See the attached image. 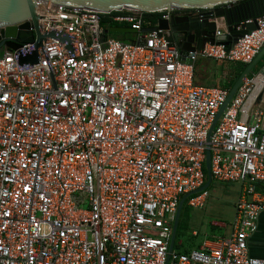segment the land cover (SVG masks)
I'll return each mask as SVG.
<instances>
[{"label": "built area", "instance_id": "2783aa9c", "mask_svg": "<svg viewBox=\"0 0 264 264\" xmlns=\"http://www.w3.org/2000/svg\"><path fill=\"white\" fill-rule=\"evenodd\" d=\"M187 12L38 2V64H21L35 34L0 54V264H264L248 250L264 212L260 78L242 83L211 133L230 90L194 80L201 58L251 63L264 47V15L231 49L208 43L189 64L166 31L144 32ZM147 14L159 15L155 25ZM116 26L138 38L106 34ZM208 148L212 181L241 185L233 232L189 254L170 251L182 198L207 182ZM208 198L209 188L186 201L201 210Z\"/></svg>", "mask_w": 264, "mask_h": 264}, {"label": "water", "instance_id": "95a60500", "mask_svg": "<svg viewBox=\"0 0 264 264\" xmlns=\"http://www.w3.org/2000/svg\"><path fill=\"white\" fill-rule=\"evenodd\" d=\"M39 1L51 2L71 9H89L100 12L122 9L146 12L165 9L191 11V13L184 15H171L168 19H159L157 26L144 29V32L166 31V39L171 45L177 47L181 61L189 64H193L190 55L202 50L208 43L224 44L228 49H231L238 39L257 28L256 19L264 15V0H0V54L5 49L17 50L20 47L18 40L32 42L36 35L35 53L31 57L22 58L21 64H38L40 50L46 38L40 34L37 27L39 20L37 5ZM198 10L201 11L200 14L193 13ZM29 20L31 23L28 22ZM248 20H252V22L246 23ZM31 25L35 28V33L29 30ZM220 25L224 27V31L218 35ZM134 33L136 31L130 27L116 26L111 27L106 34L129 35ZM48 36L56 37L57 35L50 34ZM8 38H14L16 41L8 40ZM261 61H264V47L254 60L246 65L231 87L225 104L219 110L211 126L210 133L242 83ZM256 76L264 81V64ZM263 95L264 85L259 92V98ZM205 167L207 172L205 186L184 196L178 206L173 224L170 251L173 250V241L176 236L180 214L187 198L209 188L212 183L211 151L209 148L206 152Z\"/></svg>", "mask_w": 264, "mask_h": 264}, {"label": "crops", "instance_id": "0c3cea01", "mask_svg": "<svg viewBox=\"0 0 264 264\" xmlns=\"http://www.w3.org/2000/svg\"><path fill=\"white\" fill-rule=\"evenodd\" d=\"M187 13H190V12H187ZM219 31L220 32L224 31V27L222 25L219 26ZM138 35L139 34L134 33L133 35L129 34L126 36H128V39L130 37L131 41H134L138 38ZM210 62L212 61L206 60L207 64H209ZM263 64H264V61H261L259 62L257 66H262ZM220 66L221 65L219 63L217 65L218 69H220ZM218 73L219 75H218L217 81L219 84L227 83L228 80L232 77V75L229 72L224 73V75L223 74L221 75L220 72ZM263 85H264V81L262 79H259L258 86H257L258 88L255 92V95H258V99L256 103L257 106H264V95L263 97L259 98V92H260L261 86ZM257 189L260 192L264 191V187H262L261 185H259ZM240 192H241V185H240ZM240 192L238 193L237 200L239 198ZM236 202L234 204V214H233L230 224L212 222L210 226L207 224L206 226L205 225L203 226L202 222L199 221L198 217H196L195 215H192L190 212V215L186 218L185 223L189 224V227L192 230V235L191 236H175L174 241H173V250L179 253H182V254H189L190 252L194 250L202 249L205 243L212 244V243H216L217 241L221 239L229 238L231 233L233 232L232 225H233L234 218H235ZM191 209L192 211H200L199 209L198 210L193 209V208ZM227 226L229 230H227L226 232ZM248 250H249V254L252 257L264 259V212L260 215V218H259L258 231L256 232V234L252 235L248 240Z\"/></svg>", "mask_w": 264, "mask_h": 264}, {"label": "trees", "instance_id": "16d2710c", "mask_svg": "<svg viewBox=\"0 0 264 264\" xmlns=\"http://www.w3.org/2000/svg\"><path fill=\"white\" fill-rule=\"evenodd\" d=\"M147 21L151 22V25H155L157 20L159 19V15L157 14H147L146 16ZM112 37L119 39L121 41L127 42L131 41V38L126 35L122 34H112ZM207 60V59H206ZM205 59H199L196 61L194 66V80L196 84L205 85V86H215L221 87L230 90L235 81L238 79L244 68L247 64L245 63H238V62H221L220 69H218L217 65L219 62H215L211 60L209 64L206 63ZM228 62V63H227ZM261 66H257L254 68L253 72L248 76V78L254 77L258 74ZM224 75V73L229 72L232 77L228 80L227 83L219 84L217 81L219 73ZM206 173V181H207V172L205 167ZM212 184V183H211ZM207 206V205H206ZM205 209V208H204ZM191 207L188 205L187 201L185 202L181 215L180 220L177 228L176 236H191L192 230L189 227V224L185 223L186 218L190 215Z\"/></svg>", "mask_w": 264, "mask_h": 264}, {"label": "rangeland", "instance_id": "374dc122", "mask_svg": "<svg viewBox=\"0 0 264 264\" xmlns=\"http://www.w3.org/2000/svg\"><path fill=\"white\" fill-rule=\"evenodd\" d=\"M239 192L240 184L238 183L212 181L209 186V198L205 209L200 211L191 210L190 212L198 217L203 226H206V224L210 226L212 222L230 224L234 214V204ZM227 230H229L228 226L226 232Z\"/></svg>", "mask_w": 264, "mask_h": 264}]
</instances>
